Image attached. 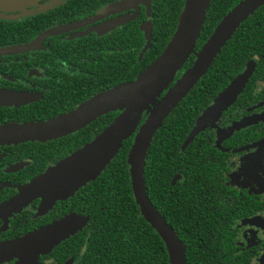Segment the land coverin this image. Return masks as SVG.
<instances>
[{
	"label": "flooded vegetation",
	"instance_id": "1",
	"mask_svg": "<svg viewBox=\"0 0 264 264\" xmlns=\"http://www.w3.org/2000/svg\"><path fill=\"white\" fill-rule=\"evenodd\" d=\"M119 1L122 0H40L26 9V13L34 12L32 15L19 17L22 13L12 12L5 14L11 19H0V24H32L22 31H29L31 37L24 38L20 30H15L21 36L12 42H6L10 27L0 28V48L25 45L50 29L61 28L57 34L44 38L34 50L0 56V90L38 96L36 101L23 106L0 105V126L11 122L23 124L42 111L64 108L82 97L99 94L107 84L123 78L124 35L136 31L135 24L142 18L138 29L144 35L140 27L147 20L152 25L155 0L151 2L149 18L143 6L95 18L103 8ZM52 3H56L52 8L37 12ZM134 14L135 18L125 25L106 30V24ZM256 62L234 102L188 144L187 155L174 169L180 172L170 174L168 168L163 171L156 168L147 193L153 207L169 225L195 227L201 240L205 237L230 243L232 264H264V62L260 65ZM181 71L174 81L185 72ZM220 93L208 96L209 103L198 117L215 103ZM29 143L0 146V205L17 194L16 186L29 182L58 162H50L39 172L30 158L21 155L27 154L25 147ZM14 167L17 169L10 171ZM74 195L56 201L45 213L39 212L41 200L36 199L20 212L0 217V243L21 239L68 217L86 218L81 230L39 255L34 263L83 264L91 227L96 222L89 210L74 209ZM135 206L138 211L133 218L139 221L143 217ZM178 219L181 222L175 223ZM150 253H154L152 247ZM17 263L13 259L3 264Z\"/></svg>",
	"mask_w": 264,
	"mask_h": 264
},
{
	"label": "water",
	"instance_id": "2",
	"mask_svg": "<svg viewBox=\"0 0 264 264\" xmlns=\"http://www.w3.org/2000/svg\"><path fill=\"white\" fill-rule=\"evenodd\" d=\"M39 1L0 0V19H11L12 17H6L5 14L12 12L22 13L19 17L32 15L34 12L25 11ZM151 2L152 0H122L106 6L95 18H102L109 13L137 10L139 6L145 7L149 18ZM55 4L52 3L37 12H44ZM209 5L210 0H184L176 29L163 52L133 81L96 94L59 117L47 121L0 126V146L45 143L72 135L104 115L120 113L92 141L55 165L48 166L42 174L29 182L16 186L17 194L0 205V217L12 216L36 199L41 200L39 212L45 213L56 201L73 196L79 189L99 177L116 157L123 142L134 136L127 156L134 202L140 215L164 244L168 263L186 264L184 245L148 198L144 180L147 152L164 120L205 76L240 25L264 6V0L240 1L220 20L201 48L195 52ZM135 14L106 24V30L125 25L135 18ZM140 28L146 40L143 49L145 52L149 47L152 25L147 20ZM60 30L61 28L50 29L25 45L0 48V56L34 50L44 38L55 35ZM190 56L194 57L193 64L174 81ZM254 64V61L248 63L244 71L219 94L215 103L197 118L186 144H189L206 125L212 124L220 113L234 102L250 78ZM37 99L38 96L28 93L0 90L1 106L18 107ZM144 115L146 118L140 124ZM15 169L17 168L14 167L10 171ZM86 222V218L68 217L21 239L0 243V264L13 259L18 260L17 264H34L39 255L49 252L62 240L81 230Z\"/></svg>",
	"mask_w": 264,
	"mask_h": 264
},
{
	"label": "trees",
	"instance_id": "3",
	"mask_svg": "<svg viewBox=\"0 0 264 264\" xmlns=\"http://www.w3.org/2000/svg\"><path fill=\"white\" fill-rule=\"evenodd\" d=\"M240 1L242 0H210L195 52L201 48L220 20ZM183 4L184 0L154 1L149 47L143 52L146 40L138 26L144 18L138 19L135 24L136 31L124 35L122 40L123 78L118 82L107 84L101 92L133 81L160 56L176 29ZM31 25L25 22L1 23L0 28L10 27L6 42H12L19 40L18 37L21 36L15 30L22 32L29 29ZM22 33L27 39L32 36L29 31ZM193 61L194 57L190 56L181 72L189 69ZM251 61H257V65L264 62V6L240 25L205 76L164 120L162 127L155 134L147 152L144 168L147 193L151 189V177L156 168L161 171L168 168L170 174L180 172L179 169H174L187 155L186 140L201 110L209 103L208 96L220 93L222 88L238 76ZM93 96L95 95L82 97L64 108L59 107L50 112L42 111L32 115V120L25 123L59 117L73 110L78 103L81 104ZM119 114L115 112L104 115L80 131L55 141L44 144L29 143L25 147L27 154L21 155L30 158L33 161V167L42 172L50 162L60 161L92 141ZM145 118L146 115L142 117L140 124ZM11 124L15 123L11 122ZM133 137L123 142L118 154L101 175L79 189L72 198V202L76 203L74 209L78 210L80 207V209L89 210L91 219L96 222V226L91 227V239L83 264H169L162 241L143 219L136 221L133 218L138 210L131 192L127 165V156ZM194 138L195 136L191 141ZM86 203H90V206L87 207ZM101 208H103V214ZM179 222L181 221L175 223ZM171 227L177 231V237L185 247L186 264H232L230 243L208 240L205 237L201 240L195 227L176 225ZM202 230L205 233L204 226ZM150 247L153 248V254L150 253Z\"/></svg>",
	"mask_w": 264,
	"mask_h": 264
}]
</instances>
